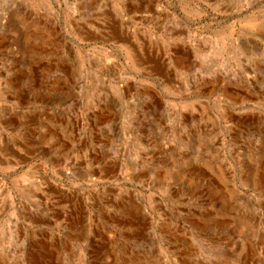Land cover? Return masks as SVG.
<instances>
[{"label":"rangeland","instance_id":"obj_1","mask_svg":"<svg viewBox=\"0 0 264 264\" xmlns=\"http://www.w3.org/2000/svg\"><path fill=\"white\" fill-rule=\"evenodd\" d=\"M0 264H264V0H0Z\"/></svg>","mask_w":264,"mask_h":264}]
</instances>
